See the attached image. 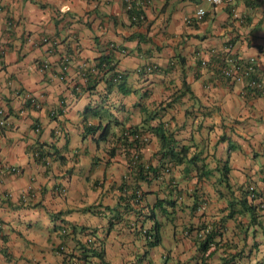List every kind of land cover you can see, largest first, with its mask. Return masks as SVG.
Here are the masks:
<instances>
[{
	"label": "crops",
	"instance_id": "1",
	"mask_svg": "<svg viewBox=\"0 0 264 264\" xmlns=\"http://www.w3.org/2000/svg\"><path fill=\"white\" fill-rule=\"evenodd\" d=\"M127 6L125 0H0V108L6 112L0 132V264H62L59 230L73 226L95 233L106 264L195 263L187 231L217 224L228 213L227 198L215 178L197 181L194 171L174 170L176 214L172 221L161 219L162 242L148 248L134 232L138 217L119 202V187L135 185L118 141L128 127L147 129L160 120L190 146L199 164H226L238 197V187L248 186L264 196V99L244 97L241 84H227L200 66L213 53L253 58L264 78V2L154 0L140 23L131 21L134 10ZM198 6L206 16L186 24ZM105 55L116 63L126 94L116 88L108 93L103 82L86 90L82 65L91 68ZM184 83L189 92L181 96ZM150 112H160L159 118L143 124ZM96 126L95 134L90 128ZM30 147L47 156L43 163L31 158ZM158 148L150 136L141 162L156 165ZM163 184H138L146 193L140 213L165 197ZM193 194L206 202L195 211ZM238 209L206 264H220L228 254L240 256L227 264H264V230L248 227ZM91 238L78 236L81 243ZM65 247L72 251L74 243Z\"/></svg>",
	"mask_w": 264,
	"mask_h": 264
},
{
	"label": "trees",
	"instance_id": "2",
	"mask_svg": "<svg viewBox=\"0 0 264 264\" xmlns=\"http://www.w3.org/2000/svg\"><path fill=\"white\" fill-rule=\"evenodd\" d=\"M94 65L91 68H87L84 71L85 75V84L86 90L90 91L95 89V87L103 82L107 87V92L114 88L121 90L122 93L126 94L127 91L122 87L123 78L120 76L119 80L118 73H116V63L112 61L111 56L105 55L93 60ZM185 89L180 94L183 96L189 90L186 87V84H183ZM105 100V97H102ZM160 112H150L146 114V117L143 120V124H151L156 119L159 118ZM98 126L91 127L92 132L99 131ZM109 128V123L107 124L105 130ZM105 132V131H104ZM105 133H102L101 138ZM147 134L149 137H154L158 142V151L156 152L154 159L156 160V165L151 162L142 163L141 154L144 148H140L139 136ZM120 145L125 148L126 158H129L128 169L130 170V176L135 181L133 183L124 182L119 188L121 196L119 197V202L123 205L124 211L127 214H132L135 217H138L134 225V232L139 235L145 242L148 248L158 247L161 242V230L163 223L161 219L172 221L174 214H176L178 201L177 197H180V190L176 186L173 178V171L181 168L182 171H185L188 174L190 171H194V177L197 181L202 180L203 178H215V182L220 189L218 193L223 197L227 198V208L228 213L224 216L217 224L205 227H190L187 231V235L192 238L194 245L196 247L193 258L195 259L194 264H206V254L211 248L215 250L208 253V257L213 256L219 247V243L222 241L223 237V228L224 224L228 219L234 218L236 214V207L238 206V213L242 216H247L248 218V227H259L264 230V196L259 193L254 186L248 187H238L240 196L236 195V191L232 188L229 181L230 169L226 164H223L221 168L216 167L214 169H209L207 166L202 163L197 162L198 157L196 155L190 156V146L183 145L177 141V139L167 132L165 124L160 120H157L155 125L149 126L145 129L143 126H132L126 129H123L120 136L118 137ZM148 145V143H147ZM232 148V145H231ZM33 150L38 154V158L35 159L37 163H43L44 158L47 157L39 147H32ZM30 152V150H29ZM138 154V159L136 162L132 163L130 157L135 154ZM113 153V152H112ZM31 155V154H30ZM32 157V156H31ZM215 173H219L220 176L216 179ZM262 182L264 185V175L262 177ZM152 181H155L157 184H160L165 191V197L157 198L155 203L152 206L146 207V213L142 214L140 211L144 209L142 202L146 193L143 192L139 183L146 185H151ZM138 185V186H137ZM253 194V198L251 197ZM192 204L191 211H195L197 208H201L203 203L206 204L204 199H200L199 195H191ZM138 204L139 207L135 208ZM139 208V209H138ZM171 219V220H170ZM149 222V227H145V223ZM242 229V228H241ZM249 228L245 229L248 230ZM67 232L62 233L60 229V236L64 238L62 243L57 247V253L62 257V264H93L92 259L96 258L98 264H106L104 262V250L98 248L97 238L94 232H86V228H76L70 227V230L66 228ZM91 235V241L81 243L78 239V236ZM193 235V236H192ZM92 239L95 241H92ZM78 240V241H77ZM68 241L74 243L72 251H65ZM92 243V244H91ZM77 253H75V251ZM243 254V252H242ZM236 255V254H235ZM240 256V254H237ZM229 259L222 258L220 264H227L232 262L230 260L235 259L238 256H229Z\"/></svg>",
	"mask_w": 264,
	"mask_h": 264
},
{
	"label": "built area",
	"instance_id": "3",
	"mask_svg": "<svg viewBox=\"0 0 264 264\" xmlns=\"http://www.w3.org/2000/svg\"><path fill=\"white\" fill-rule=\"evenodd\" d=\"M127 2V9L128 10H134V14L131 16V21L134 23H140L144 20V11L145 9L154 1V0H125ZM209 4L213 6H219L223 4H229L232 2V0H206ZM264 2V0H256ZM235 16V13H233ZM206 16V10L203 7H197L195 9L194 14L186 19V24H191L192 21H201ZM243 19L239 18V22H242ZM232 50V46L228 45L225 48L226 53H230ZM66 63V60H65ZM82 71L80 72V78L85 81V75L83 74L86 66L82 65ZM200 66L202 68H208L210 67L212 72L217 75L219 79H221L223 82H226L227 84L232 83H239L241 84V94L246 98H254L259 97L264 99V78H262L255 66V59H240L234 56H228V55H222L213 53L211 59H203L200 61ZM40 69H43L42 66L39 67ZM63 70L66 69V66L62 68ZM149 71L151 68H148ZM118 80L121 76L118 73ZM29 101L31 103V106L34 108H39V104L32 98H29ZM6 127V112L4 109L0 108V132ZM140 140V148L142 149L146 147L147 143L150 141V137L147 134H143L139 136ZM30 154L31 158L35 161V159L38 158V154L36 151L33 150L30 147ZM130 157V160H132V163L136 162L138 159V154L134 152ZM18 172V171H17ZM56 192L64 193L65 189L56 187ZM251 197L253 198V194H251ZM2 230V225L0 223V231ZM62 233H66V227H63ZM91 240L87 241L90 243ZM98 248H101V246L98 244ZM93 264H98V260L96 258L92 259ZM75 264V263H74Z\"/></svg>",
	"mask_w": 264,
	"mask_h": 264
},
{
	"label": "clouds",
	"instance_id": "4",
	"mask_svg": "<svg viewBox=\"0 0 264 264\" xmlns=\"http://www.w3.org/2000/svg\"><path fill=\"white\" fill-rule=\"evenodd\" d=\"M104 250V248H102Z\"/></svg>",
	"mask_w": 264,
	"mask_h": 264
}]
</instances>
